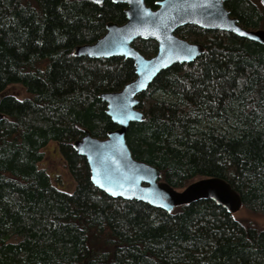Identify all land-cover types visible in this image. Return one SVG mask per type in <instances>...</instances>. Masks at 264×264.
<instances>
[{"label": "trees", "instance_id": "16d2710c", "mask_svg": "<svg viewBox=\"0 0 264 264\" xmlns=\"http://www.w3.org/2000/svg\"><path fill=\"white\" fill-rule=\"evenodd\" d=\"M224 6L242 28L264 29L260 0ZM125 7L0 0V264H264V227L212 201L165 212L111 198L73 150L85 130L104 139L116 129L98 96L136 76L129 59L73 49L97 41L107 23L123 24ZM175 34L204 52L162 71L139 96L144 121L129 126L131 154L177 190L219 177L242 209L264 216V45L194 25ZM132 46L146 58L157 49L152 40ZM50 141L75 181L70 194L38 167Z\"/></svg>", "mask_w": 264, "mask_h": 264}, {"label": "water", "instance_id": "95a60500", "mask_svg": "<svg viewBox=\"0 0 264 264\" xmlns=\"http://www.w3.org/2000/svg\"><path fill=\"white\" fill-rule=\"evenodd\" d=\"M102 3L105 0H90ZM124 4L125 22H109L105 33L91 44L75 46V57L109 59L122 57L133 62L135 79L120 91L103 92L105 114L116 129L98 139L84 131L72 143L73 150L86 161L94 187L111 198L138 201L153 208L171 212L175 208L198 201H212L230 215L242 207L240 195L225 180L206 177L192 181L177 190L161 180V172L133 158L126 142L131 123L144 121L138 109L139 96L164 70L173 65L189 64L201 56V44L188 42L175 34L187 25L209 31L231 33L239 38L264 45V29L247 30L231 16L224 4L228 0H160L152 9L145 0H110ZM262 5L264 2L260 0ZM136 40H152L157 49L154 56L144 57L132 44ZM3 116L0 114V123Z\"/></svg>", "mask_w": 264, "mask_h": 264}, {"label": "rangeland", "instance_id": "374dc122", "mask_svg": "<svg viewBox=\"0 0 264 264\" xmlns=\"http://www.w3.org/2000/svg\"><path fill=\"white\" fill-rule=\"evenodd\" d=\"M24 1V0H23ZM16 95V94H14ZM21 98V95H16ZM43 158L38 163V167L43 169L52 180L54 186L65 193H72L75 188V181L69 174L64 160L60 154L57 142L50 141L42 149ZM235 217L253 222L258 227H264V216L254 215L245 209H240L234 214Z\"/></svg>", "mask_w": 264, "mask_h": 264}, {"label": "snow or ice", "instance_id": "6c2138e0", "mask_svg": "<svg viewBox=\"0 0 264 264\" xmlns=\"http://www.w3.org/2000/svg\"><path fill=\"white\" fill-rule=\"evenodd\" d=\"M97 2H99V0H97ZM262 2H264V0H262Z\"/></svg>", "mask_w": 264, "mask_h": 264}, {"label": "flooded vegetation", "instance_id": "af4514ba", "mask_svg": "<svg viewBox=\"0 0 264 264\" xmlns=\"http://www.w3.org/2000/svg\"><path fill=\"white\" fill-rule=\"evenodd\" d=\"M261 2V1H260Z\"/></svg>", "mask_w": 264, "mask_h": 264}]
</instances>
